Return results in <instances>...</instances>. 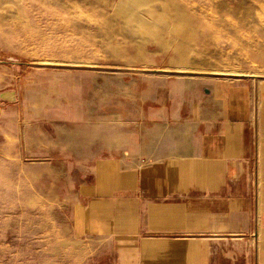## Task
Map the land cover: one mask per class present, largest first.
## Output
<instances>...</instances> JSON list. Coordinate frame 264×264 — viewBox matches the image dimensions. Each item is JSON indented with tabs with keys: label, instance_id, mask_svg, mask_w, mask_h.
I'll return each mask as SVG.
<instances>
[{
	"label": "rangeland",
	"instance_id": "1",
	"mask_svg": "<svg viewBox=\"0 0 264 264\" xmlns=\"http://www.w3.org/2000/svg\"><path fill=\"white\" fill-rule=\"evenodd\" d=\"M205 77L264 79V0H0V264H109L67 176Z\"/></svg>",
	"mask_w": 264,
	"mask_h": 264
},
{
	"label": "crops",
	"instance_id": "2",
	"mask_svg": "<svg viewBox=\"0 0 264 264\" xmlns=\"http://www.w3.org/2000/svg\"><path fill=\"white\" fill-rule=\"evenodd\" d=\"M251 81L181 78L128 147L75 164L59 206L72 238L98 243L89 256L264 264V79Z\"/></svg>",
	"mask_w": 264,
	"mask_h": 264
}]
</instances>
